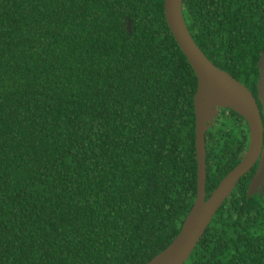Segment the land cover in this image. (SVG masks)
I'll return each instance as SVG.
<instances>
[{"label":"trees","instance_id":"trees-1","mask_svg":"<svg viewBox=\"0 0 264 264\" xmlns=\"http://www.w3.org/2000/svg\"><path fill=\"white\" fill-rule=\"evenodd\" d=\"M182 9L205 55L258 97L264 0ZM198 86L165 0H0V264H148L166 250L198 196ZM251 141L248 120L218 107L207 198ZM257 170L185 264H264Z\"/></svg>","mask_w":264,"mask_h":264},{"label":"water","instance_id":"water-1","mask_svg":"<svg viewBox=\"0 0 264 264\" xmlns=\"http://www.w3.org/2000/svg\"><path fill=\"white\" fill-rule=\"evenodd\" d=\"M182 3L183 0H165V14L170 29L183 52L188 57L199 79L198 91L195 95L198 196L192 212L175 241L148 264H153L161 257L162 260L159 264H185L219 208L234 191L239 180L252 169L260 158L261 162L251 181L249 194L254 193L256 188L264 182V51H262L259 61L260 78L257 97L239 79L227 71L218 68L201 50L187 27L183 15ZM203 85L225 86L235 91L245 101V105L249 109L250 114H247L235 105L226 106L235 109L248 120L252 134L251 146L244 160L227 174L209 198H207L206 191L207 158L205 135L214 118L208 121L203 120L199 103ZM259 101L262 103V107H260Z\"/></svg>","mask_w":264,"mask_h":264},{"label":"bare ground","instance_id":"bare-ground-1","mask_svg":"<svg viewBox=\"0 0 264 264\" xmlns=\"http://www.w3.org/2000/svg\"><path fill=\"white\" fill-rule=\"evenodd\" d=\"M199 103L204 121L213 119L218 107L226 105H235L242 111L250 114L249 109L245 105V101L235 91L225 86L203 85ZM161 260L162 257L157 259L153 264H159Z\"/></svg>","mask_w":264,"mask_h":264},{"label":"flooded vegetation","instance_id":"flooded-vegetation-1","mask_svg":"<svg viewBox=\"0 0 264 264\" xmlns=\"http://www.w3.org/2000/svg\"><path fill=\"white\" fill-rule=\"evenodd\" d=\"M260 162H261V158L258 160V162L256 163L258 165V168H259V165H260ZM255 164V165H256ZM261 187H262V184L260 186L257 187V190L256 191H260L261 190Z\"/></svg>","mask_w":264,"mask_h":264}]
</instances>
